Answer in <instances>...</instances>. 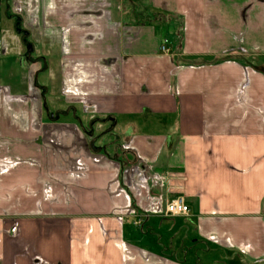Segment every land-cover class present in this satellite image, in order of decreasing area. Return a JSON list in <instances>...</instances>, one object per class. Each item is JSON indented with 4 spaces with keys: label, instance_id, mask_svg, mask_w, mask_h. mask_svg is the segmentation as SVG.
I'll list each match as a JSON object with an SVG mask.
<instances>
[{
    "label": "crops",
    "instance_id": "0c3cea01",
    "mask_svg": "<svg viewBox=\"0 0 264 264\" xmlns=\"http://www.w3.org/2000/svg\"><path fill=\"white\" fill-rule=\"evenodd\" d=\"M3 1L60 51L0 88V264H264V0Z\"/></svg>",
    "mask_w": 264,
    "mask_h": 264
},
{
    "label": "rangeland",
    "instance_id": "374dc122",
    "mask_svg": "<svg viewBox=\"0 0 264 264\" xmlns=\"http://www.w3.org/2000/svg\"><path fill=\"white\" fill-rule=\"evenodd\" d=\"M124 2H128V0ZM139 4L141 5V1H139ZM12 12L13 11L6 8L5 2L3 0H0V88L4 84H9L14 88L15 82H17L16 80L20 79L22 76L25 77L26 74V78H37L38 83L41 86H46L47 89H49L51 86V79H55L54 77L56 76L55 71L57 69V65L55 60L58 56V52L60 51L57 42L55 41L57 38L54 35L55 32H50L49 35L51 42L48 46H43L40 44L45 42L43 36L41 37V40H38L40 42L39 44H37V48L39 50L38 52H43V57H45L47 61L48 68L46 69V67H44V63L41 67L39 65V67H37L39 72L36 74V76H34V65H31V69L29 68V59L27 58L26 54V50L28 49L24 45V41L31 40V37L28 38L21 33L23 25L20 24L18 15L15 14V17H12ZM16 18L19 19V21L16 22ZM176 24L177 23L174 22L163 23L162 21L157 22L156 24V26L160 28V31L164 33V36H166V40L168 38H171L172 44H176L178 38L172 32H169V29L171 27L172 29H176ZM38 36V33L33 30L32 37L38 38ZM21 60L22 64L19 62ZM20 65H22L24 69H22ZM53 79L52 81H54ZM17 84L21 85L20 82H18ZM47 92L48 90L46 91V93ZM46 100L48 106L51 109L54 107L53 105L62 102L57 93L50 92L47 93Z\"/></svg>",
    "mask_w": 264,
    "mask_h": 264
},
{
    "label": "built area",
    "instance_id": "2783aa9c",
    "mask_svg": "<svg viewBox=\"0 0 264 264\" xmlns=\"http://www.w3.org/2000/svg\"><path fill=\"white\" fill-rule=\"evenodd\" d=\"M167 40H162L161 50H166ZM189 213V208L185 203L183 196H177L169 200L164 208V214L166 216H176V215H187ZM141 221L138 219L135 224L140 225Z\"/></svg>",
    "mask_w": 264,
    "mask_h": 264
},
{
    "label": "flooded vegetation",
    "instance_id": "af4514ba",
    "mask_svg": "<svg viewBox=\"0 0 264 264\" xmlns=\"http://www.w3.org/2000/svg\"><path fill=\"white\" fill-rule=\"evenodd\" d=\"M17 19V18H16ZM18 20V19H17ZM17 22V21H16Z\"/></svg>",
    "mask_w": 264,
    "mask_h": 264
}]
</instances>
